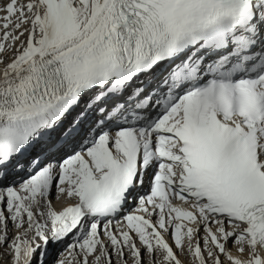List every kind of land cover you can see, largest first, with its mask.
I'll return each instance as SVG.
<instances>
[{
	"label": "snow or ice",
	"instance_id": "obj_1",
	"mask_svg": "<svg viewBox=\"0 0 264 264\" xmlns=\"http://www.w3.org/2000/svg\"><path fill=\"white\" fill-rule=\"evenodd\" d=\"M0 264H264V0H0Z\"/></svg>",
	"mask_w": 264,
	"mask_h": 264
}]
</instances>
